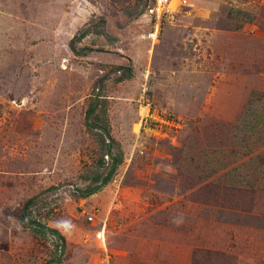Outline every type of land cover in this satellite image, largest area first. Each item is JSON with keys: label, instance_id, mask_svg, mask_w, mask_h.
<instances>
[{"label": "rangeland", "instance_id": "1", "mask_svg": "<svg viewBox=\"0 0 264 264\" xmlns=\"http://www.w3.org/2000/svg\"><path fill=\"white\" fill-rule=\"evenodd\" d=\"M149 4L0 0V264H264V0Z\"/></svg>", "mask_w": 264, "mask_h": 264}, {"label": "built area", "instance_id": "2", "mask_svg": "<svg viewBox=\"0 0 264 264\" xmlns=\"http://www.w3.org/2000/svg\"><path fill=\"white\" fill-rule=\"evenodd\" d=\"M150 4L148 7V13L151 16L152 19H154V30L153 32H150L147 34V36L151 39L156 38V33L158 29V22L162 18L163 15H165L168 12V9L166 8L167 5L171 2V0H149ZM154 34V38L152 35ZM148 115V111L146 114L142 115L141 123L146 122L144 119ZM145 120V121H144Z\"/></svg>", "mask_w": 264, "mask_h": 264}, {"label": "bare ground", "instance_id": "3", "mask_svg": "<svg viewBox=\"0 0 264 264\" xmlns=\"http://www.w3.org/2000/svg\"><path fill=\"white\" fill-rule=\"evenodd\" d=\"M153 36H154V34H153ZM154 38V37H153Z\"/></svg>", "mask_w": 264, "mask_h": 264}]
</instances>
